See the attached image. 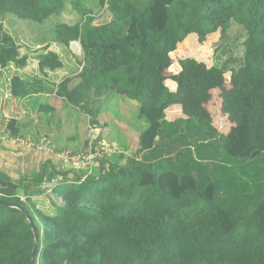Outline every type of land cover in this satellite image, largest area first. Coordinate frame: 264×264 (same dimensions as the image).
Masks as SVG:
<instances>
[{"label":"trees","instance_id":"trees-1","mask_svg":"<svg viewBox=\"0 0 264 264\" xmlns=\"http://www.w3.org/2000/svg\"><path fill=\"white\" fill-rule=\"evenodd\" d=\"M67 2L80 5L79 0H0V17L42 25L62 14ZM101 4L110 22L94 25L91 13L80 8L81 23H59L52 30L53 43L67 49L78 42L82 52L77 84L69 89L71 79L64 80L56 96L70 106L85 105L87 114L104 96L126 98L138 104L136 117L145 127L139 149L126 156L117 148L101 163L97 179L57 186L54 194L63 204L53 205V215L35 210L29 197L42 193L44 178L67 180L70 172L43 169L32 180L17 182L0 174V200L23 207L35 223L37 264H264V0ZM233 26L244 31L237 67L231 59L208 67L183 58L177 74H166L177 68V57L192 53L188 36L202 45L218 33L223 42ZM25 64L0 22V69ZM37 66L43 74L62 63L47 52ZM167 80L176 84L175 91L166 87ZM34 84L13 77L9 93L20 100L45 94ZM215 89L222 114L234 125L227 135L213 127L205 108ZM173 105L186 119L166 120ZM4 133L17 138L16 122H8ZM77 181L73 175L71 182ZM22 189L25 201L17 194ZM32 246L23 213L0 206V264H30Z\"/></svg>","mask_w":264,"mask_h":264},{"label":"rangeland","instance_id":"rangeland-1","mask_svg":"<svg viewBox=\"0 0 264 264\" xmlns=\"http://www.w3.org/2000/svg\"><path fill=\"white\" fill-rule=\"evenodd\" d=\"M102 1L103 0H79V6H73L67 2L62 14L50 17V19L42 25L29 21H21L12 16H6L3 18L0 17L3 30L15 42L19 49L20 56L26 58L25 67H23L20 71H14V69L7 68L4 70L5 73L0 75V126L3 127L0 134V141L4 140L13 142L14 144H18L16 140L28 142L42 141L45 149L53 151L54 153H58V149L77 151L82 148L81 142H83L82 140L84 138V136H82L83 130L84 128L86 129V124L88 122L93 123L95 120L93 113L87 114V107H85V105L70 106L64 99H56L54 97L48 98L40 95H35L25 100L14 99L8 95V89H10L8 79H10L13 75L25 77L28 79V82H34L35 79H38L42 85H46L50 92H52L55 88V83L47 82L46 74L44 75V73L42 74L39 72L35 73L34 66H37L36 61L40 56L46 54L47 52H51V50H56L52 44V30L54 26L59 23L68 25L81 23L83 19L79 13L80 8L86 9L91 13L94 18V25H101L110 22L111 14L107 10L106 4H101ZM243 41L244 31L239 26L231 27L228 30V38L223 42H220L218 35L215 34L209 36L204 44L199 45L197 39L194 37L190 40L192 53H188L183 56L181 55V57H177L176 60L178 61L183 58L195 57L207 66H212L214 63L220 66L221 63L231 59L232 61L230 65L237 67L240 64L244 52ZM206 46L208 49L202 50V47ZM72 47L74 48L73 51L75 54H71L70 51L64 50L62 51V55L58 57L63 62L64 66L76 69L80 66L82 61V52L78 45L73 44ZM172 72L173 71H171V73ZM49 99H54L57 102V106L62 107V112H67V114L61 116L58 112L50 114H48L49 112H41L39 108L43 104H51L49 103ZM114 110L117 111L114 113V117L120 118L122 122L128 124H130V122L136 117L133 111V105L129 103L124 102V104L120 107V110ZM214 110H217L216 104ZM67 115L72 120H75L76 118L79 119V122L76 124L74 123L73 127L70 128V135L68 134V131H65V127L62 126L67 118ZM85 115H87V118ZM82 120L84 121L82 122ZM10 121H15L16 127L20 131L19 136L14 139H11L8 134L4 133L7 123ZM131 125H133L137 131L138 129L140 130V127L136 124L131 123ZM118 136L122 138L120 135ZM69 138L72 141H69ZM105 138L106 142L109 143H111L110 138L113 139V137H111V133H108ZM121 141L122 143H120V145L123 146L124 141ZM130 146L133 147L132 144ZM132 153H128V155H132ZM17 194L20 198H22L24 196L23 189L17 191ZM40 195V198L37 200L38 205H36L37 202L34 203L31 200L34 204L35 210L53 215L55 213V207L53 205L57 207L61 206V203H59V201L55 198L56 195L54 194V197L53 195L50 197L48 194L43 192L42 194L40 193Z\"/></svg>","mask_w":264,"mask_h":264},{"label":"crops","instance_id":"crops-1","mask_svg":"<svg viewBox=\"0 0 264 264\" xmlns=\"http://www.w3.org/2000/svg\"><path fill=\"white\" fill-rule=\"evenodd\" d=\"M218 35L219 38V34L215 33ZM213 34V35H215ZM197 37L195 35H190L186 38L185 41L187 40H192L193 38ZM185 41H183L181 44H179L178 46L182 45ZM53 46L55 47L56 50H51V52L55 53L58 56L62 55V51L64 50H68L70 51L71 54H75V52L73 51L74 48L72 47L73 44H76L79 46L78 42H73L71 43V46H69L68 49L59 46L55 43H52ZM80 47V46H79ZM178 48V47H177ZM192 58V57H191ZM193 59L201 62L200 60H198L197 58L193 57ZM61 61V60H60ZM179 61V60H178ZM178 61H177V65H178ZM37 65H38V60L36 61ZM62 63V67L54 72H49L46 71L44 73V75L46 74L47 76V82L49 83H55V88L52 92H50L49 88L46 85H42L40 83V81L38 79H35L34 81V85H37L38 83H40L42 85V87L46 90L45 94H41L40 96H46V97H54L56 99H60L59 97L56 96V89L57 86L63 82L66 79H71V83H69L68 88H72L73 86H75L77 84V80L74 81V78L80 73L82 66H78L76 69L75 68H71L69 66H64L63 62ZM25 67V66H24ZM81 67V68H80ZM210 67V66H208ZM7 68H11L14 69V71H20L23 68H16L14 66H9ZM5 69H0V75L4 74V70ZM34 70L35 73L39 72L38 71V66H34ZM180 71V66L178 65L177 68L174 67V71L171 73L170 70H168V73H166L167 75H174L177 74ZM40 73V72H39ZM13 77H18L21 80L28 82L25 77L22 76H17V75H13L12 77H10L9 80V85H10V80ZM225 80H226V87H228V82L230 80V73H226L225 74ZM30 83H33V81H29ZM45 84V83H43ZM166 87L170 90V91H175L176 90V84L171 81V80H167L165 82ZM8 95H10V89H8ZM11 96V95H10ZM211 100L205 105V108L207 109V111L209 112L211 119H212V125L213 127L221 134V135H227L231 128L234 126L233 124H231L226 115H223L220 107H221V100L219 98V90L215 89L211 91ZM12 97V96H11ZM13 98V97H12ZM63 99V98H61ZM104 99V100H103ZM101 98L99 101H97V103H95V105H93L92 111H93V116H95V120L97 121L95 122L103 131L102 133V137L105 140V136L108 135V133H111V145H114L116 148H118V150L124 151L126 156L128 155V153H134L136 150H132V149H139V138H140V134L142 132V130L145 127L144 122H142L141 120H138L137 117H135V119H133L130 124L122 122V120L120 118H115L114 117V113L117 112L114 109H118L120 110V107L125 103H129L131 105H133V111L136 115L137 110H138V104L135 102H132L126 98L120 97V96H116V95H108V96H104V98ZM20 100V99H19ZM49 103L51 104H43L42 106H48L50 109H52V111H50L48 114L53 113V112H58L59 115L64 116L67 114V112H62V107H58L57 106V102L54 99H49ZM115 103V105H114ZM215 104L217 105V110L215 109ZM212 106V107H210ZM63 113V115H62ZM87 118V115H85ZM67 118L65 119L64 123L62 124V126L65 127V131H68L69 135L71 134V132L69 131L70 128L73 127L74 123L76 124L77 122H79V119L76 118L75 120H72L68 115L66 116ZM165 118L168 122H173L175 120L178 119H186L185 116H183L182 111L180 106L178 105H173L171 107H169L166 111H165ZM84 120H82L83 122ZM131 123L136 124L138 127H140V130L138 129V131L136 130V128L131 125ZM84 127V126H82ZM2 126H0V134L2 132ZM86 129H87V124H86ZM86 129L84 128L83 130V142H81L82 148L84 147V142H85V137H86ZM120 135L122 138H120L118 135ZM69 141H72L70 138L68 139ZM124 141V145L121 146L120 143H122V141ZM106 141V140H105ZM133 145L130 146V145ZM78 149V150H81ZM62 151L63 149H58L57 151ZM77 150V151H78ZM132 153V154H133ZM54 167H57V170H61V166L60 163L58 162L57 158L51 154L50 152L48 153V151H40V150H33V149H28L26 147L20 146L18 144H14L13 142H8V141H1L0 144V174L5 175L6 177H8L10 180H12L13 182H17L20 179H26V180H32L33 175L38 174L40 171H42L43 169H46V172L49 173L50 171H52L54 169ZM54 178V177H53ZM47 181L46 178L43 179L42 182ZM42 194V193H41ZM56 195V194H55ZM41 195H37V196H30V200H32L34 203H36V205H38V199L40 198ZM54 197V195H53ZM22 198H25L24 196ZM55 198H58L57 196H55ZM43 212V211H41Z\"/></svg>","mask_w":264,"mask_h":264},{"label":"built area","instance_id":"built-area-1","mask_svg":"<svg viewBox=\"0 0 264 264\" xmlns=\"http://www.w3.org/2000/svg\"><path fill=\"white\" fill-rule=\"evenodd\" d=\"M16 142L23 147L40 151L46 150L52 153L57 158L61 168L66 172H70L67 180L57 175L49 181L42 182L40 190L50 197L54 195V189L59 185L67 183L82 184L91 177L97 179L99 174L102 173L101 163L105 158L110 157L118 151L114 145L109 144L102 138V129L90 122L87 123L84 148L79 151L62 150L54 153L53 151L45 149L42 141L28 142L16 140ZM73 175L77 176V182H71ZM56 200L61 203L60 205L63 204L60 198H56ZM22 201H25V198H22Z\"/></svg>","mask_w":264,"mask_h":264},{"label":"water","instance_id":"water-1","mask_svg":"<svg viewBox=\"0 0 264 264\" xmlns=\"http://www.w3.org/2000/svg\"><path fill=\"white\" fill-rule=\"evenodd\" d=\"M0 206L15 208V209L19 210L20 212H22L23 215L25 216V218H26V220H27V222L31 228V232L33 234V246H32V250H31L30 264H37L38 256H39V234L36 230L35 223L32 220L31 216L21 206H15L12 204H8V203L1 201V200H0Z\"/></svg>","mask_w":264,"mask_h":264},{"label":"clouds","instance_id":"clouds-1","mask_svg":"<svg viewBox=\"0 0 264 264\" xmlns=\"http://www.w3.org/2000/svg\"><path fill=\"white\" fill-rule=\"evenodd\" d=\"M62 169V168H61ZM22 200V199H21ZM39 257V256H38Z\"/></svg>","mask_w":264,"mask_h":264}]
</instances>
